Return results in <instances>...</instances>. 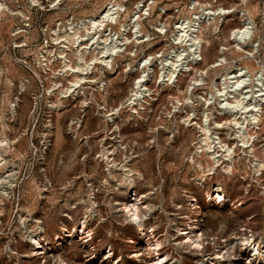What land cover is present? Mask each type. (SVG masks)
Returning a JSON list of instances; mask_svg holds the SVG:
<instances>
[{
    "label": "rangeland",
    "instance_id": "374dc122",
    "mask_svg": "<svg viewBox=\"0 0 264 264\" xmlns=\"http://www.w3.org/2000/svg\"><path fill=\"white\" fill-rule=\"evenodd\" d=\"M135 1L123 2L128 9L124 15L125 21L129 20L127 13L129 10L132 11ZM192 1L153 0L150 8L152 12L147 13L149 11L147 7L141 19L143 31L149 34L143 40L140 37L139 41L134 42L143 41L138 47L140 56L152 55L153 61L158 59V62L163 57L161 54L168 53L174 46L172 32L179 17H185L188 21L197 10L200 11L206 5L224 7L230 12L217 16L211 22L207 21L201 28L205 42L200 68L205 70L211 67L205 75L207 88L205 89L211 90L213 81L219 74L226 72L235 59H245L250 55L248 50L234 52L231 35L232 29L241 25L236 11L233 12V7L243 8V5H240L242 0H198L193 4ZM102 2L103 0L89 3L83 8L82 14L97 12ZM196 5L198 9L194 8ZM248 5L251 10L253 5L257 6L254 16L258 25L256 36L264 38V0H249ZM162 9L167 12H163ZM159 23L165 24L166 33L156 28ZM219 55L227 56L228 61L215 70L212 65ZM259 55L264 59V45L261 46ZM158 68L159 66L155 68L152 89L157 88L155 80ZM193 75H188L181 81L182 89ZM23 78H28L35 85L34 78L17 65L14 66L12 61L9 59L0 61L2 102L0 118L6 117L8 122L4 127L0 119V136L8 135L14 140L11 148L1 150L6 162L10 160L17 166L15 168L13 165L3 163L6 167L0 168V173L4 171L2 174L5 175L9 174L7 173L9 169L15 172L12 175L13 186L6 189L10 194L7 193L8 195L0 199V264H148L150 250H147V241L118 211L119 202L126 200L125 189L110 178L109 184H103L108 178L105 171L106 162L98 157L102 147L93 133L97 130L102 133L106 129L98 123H93L91 119L81 128L82 139H75L69 131L68 124L69 118L78 111L57 112L58 115L54 114L53 120L48 119L54 125L50 136L52 142L45 154V161H42V157L35 151L45 132L43 121L46 119V113L34 128L30 114V93L22 96L17 113L15 109L14 121H9L8 115L11 114L9 100L18 94L17 90H21ZM24 83L25 89L27 88L25 80ZM157 83L159 94L166 88L173 87L163 86L162 83L160 86L159 81ZM218 84L221 85L220 82ZM131 86L132 78L125 82L120 77L115 79L104 100L107 107L121 104L129 96ZM175 92L173 89L164 91L154 106V112L147 113L150 109L148 107L140 111L141 118L137 114H132L128 107H125L124 112L123 146H126V149L121 150L117 159L119 160L123 153L129 154L137 141L136 150L142 153H139L141 157L137 158L133 165L143 170L146 179H137L135 186L142 194L143 201L152 204L153 207L152 213L148 215L149 219L146 220L151 242L157 239L162 241L164 248L161 253L169 255L174 260L180 259L181 264H201L204 258L215 257L216 252L220 255L225 252V256L219 260L221 264H248L249 248L242 244L241 237L253 233L257 240L264 238V172L257 181L258 175L254 174L250 162L242 158L237 178L233 176L229 178L218 170L211 175L213 177L206 180L205 189L201 187L196 181V169L187 160L193 154L192 140L196 138L197 133L191 130L180 131L176 133L173 143L167 141L168 136L176 128L165 115L168 109L167 99ZM219 119L226 120L223 116H219ZM165 123L170 132L166 131V126L162 128ZM222 130L223 137L228 142H237L236 139L229 138V129ZM154 131L158 133L155 134ZM257 131L260 139L264 140V124ZM85 136L87 138H84ZM261 145L262 142H256L260 156L264 153ZM236 150L240 151L237 147ZM117 176L120 179L121 175ZM218 181L232 197L231 204L209 203L205 199L206 190H211ZM90 183L95 187V200L99 205L98 211L95 212L99 216L91 219L89 223L94 232L93 237L88 240L81 239L77 233H74L73 237H68L69 231L74 232L79 227L81 217L87 214L86 207L90 204L88 201ZM45 186L48 188L47 191H43ZM192 196L197 198L198 205L201 206L197 208L189 206V198ZM84 200L87 202L84 203ZM23 219L25 223L22 222ZM36 220L42 222V232H45L47 240H43L44 247L40 248L41 253L30 257L34 252L28 235L35 229ZM192 220L203 233L204 254L192 253L185 248L186 246L175 245L186 239L184 235L177 234L176 227H185L186 224L193 222ZM109 246L112 248V254L104 258L103 253ZM150 253L151 256L157 257L152 250Z\"/></svg>",
    "mask_w": 264,
    "mask_h": 264
},
{
    "label": "bare ground",
    "instance_id": "6f19581e",
    "mask_svg": "<svg viewBox=\"0 0 264 264\" xmlns=\"http://www.w3.org/2000/svg\"><path fill=\"white\" fill-rule=\"evenodd\" d=\"M104 0L101 7L95 13H89L84 16V21L82 25L85 27L86 32L83 33V37L89 40V34L91 32L90 27L95 28L97 26L101 27L105 24V20L108 15L113 16L114 9L107 8L108 5L125 6V11L128 10L123 2L125 0ZM198 0H193V3ZM118 2V3H117ZM145 0H136L133 2L132 11L129 10L127 13V19L124 23V31L126 33V44L137 40L139 38L143 40L145 36L149 33H145L142 28V15L145 10ZM156 3V2H155ZM249 0H242L239 6L233 7V12L236 11L237 16L240 19L241 25L235 27L231 31L233 37V48L234 52L248 50L249 56L247 58H237L232 65L228 67L226 72L219 74L213 84L210 86V91H204L202 95L203 100V111L200 115V121H195L193 126L189 127L191 131L197 133L196 138L193 139L194 150L191 157L187 160L196 169V181L201 187H206L205 182L208 178L213 177L211 175L215 174L218 170L225 173L229 178H237L240 173L239 163L241 159H247L250 162V167L253 168L254 174L259 177L264 172V153L260 156L258 153V148L256 147V142H262V148L264 150V140L260 139L257 130L260 127V121L264 119V59L258 60V54L260 52L261 46L264 45V38L257 37L258 25L254 20V16L257 10V6L253 5V10L250 9ZM156 6V5H155ZM154 6V7H155ZM147 8V7H146ZM93 12V11H92ZM152 11H148L150 13ZM224 7H212L205 6L200 11L194 13V16L187 21L185 17H179L175 22V30L172 32V39L177 46L171 48L167 56L164 59H160L161 64L156 82L159 81L163 86L179 87L181 77H187V75H193L190 77L189 83L187 84V90L194 85L202 83L205 85L206 77L209 69H201L202 64V50L203 43L205 42L202 34L201 28L204 23L211 22L217 16L229 13ZM87 13V12H86ZM158 30L166 32V27L164 23H159L156 25ZM129 31L134 34L133 40L127 35ZM143 42V41H142ZM180 43V44H177ZM82 49L78 50V58L85 63H77L71 60L65 61L64 68L62 72L65 75L70 76L68 80L70 86L68 88H73L78 82L84 80L85 75L81 72L84 71L86 65L89 63L88 59H85L86 52L91 50L92 45L83 44ZM86 51V52H84ZM131 53V51H128ZM100 56L92 55L91 59H100ZM201 58L197 61L195 58ZM154 59V58H153ZM193 59V64H189L187 61ZM158 60V59H157ZM157 60L152 61V55L140 58L133 64L127 61L128 66L131 68V72L134 70H139L140 74L138 77H134L130 94L126 99L125 107L129 108V111L133 113H139V110H144V104L154 101L156 99L155 95H152V89L149 84L153 79V74L155 73V67L158 65ZM180 60H184L183 67L179 66ZM227 56L219 55L213 62L212 68L217 70L218 68L227 64ZM167 63V67L165 66ZM219 78V79H218ZM10 82L9 78H7ZM21 90L24 89V80H21ZM177 81V83H175ZM13 82V80H12ZM221 83V85L218 84ZM13 84V83H12ZM11 84V85H12ZM169 88V87H168ZM159 95V91H156V96ZM16 101L14 99L9 100V108L11 114H15ZM209 106L216 107L217 114L225 117V122L214 121V125L219 128L227 126L230 130V138H234L237 142L228 143L222 136L221 132L212 127L209 123L210 118L213 114L209 113ZM124 105L117 108H111L110 111H104V114H119L122 111ZM61 110L57 111L60 113ZM9 116V115H8ZM2 125L5 127L8 125L6 117H1ZM186 120L180 116L178 121L175 123L176 128L173 129L171 134L168 136L167 141L171 144L174 142L176 133H180L182 126H184ZM52 124V121H49ZM227 128V129H228ZM215 129V130H213ZM253 130V132H251ZM60 138V136H59ZM14 144L8 135L0 136V167L4 166L3 163H7L6 157L3 154L7 147L11 148ZM239 148V152L236 150ZM118 151V146H116ZM124 150V149H123ZM8 151V150H7ZM109 152H115L114 150L103 149L99 157L106 159V173L107 177L104 181V185L109 184V178L117 181L119 186H122L126 191L125 202H119L120 208L118 209L126 219V222L130 225H134L135 229L143 235L144 240L147 241V245L150 251L156 253L157 257L151 256L150 251L149 258L147 260L148 264H181L180 259L174 260L170 258L169 255L161 253L164 248L163 242L157 239L155 242H151V237L146 227V220L148 215L152 213V204H146L143 201V196L139 190L136 189L135 182L137 179L145 180L146 176L143 170L135 167L133 163L137 161V158L141 157L139 155H124L122 156V161L117 162L115 159L109 158ZM125 154V153H123ZM253 158V160H251ZM10 162V160H9ZM9 174H0V199L4 195L10 194L6 190V184L9 187L13 186L12 175L15 173L13 169L7 170ZM118 174L121 175L120 179ZM88 201L90 204L86 207L87 214L82 216L79 221V227L73 229L74 232L69 231L68 237H73L74 233H77L81 239H91L93 237V230L89 227L91 219L95 218L98 213V203L95 200L96 190L95 187L90 183L88 184ZM41 190V189H40ZM48 188L43 187V191H47ZM139 191V192H138ZM8 193V194H7ZM205 199L209 203H232V197L226 192L223 184L221 182H216L211 190H206ZM145 195V194H144ZM125 196V195H124ZM4 199V198H3ZM124 201V200H123ZM87 201L84 200V203ZM189 206L192 208H197L198 200L196 197L192 196L189 198ZM143 210L146 212H143ZM99 216V215H98ZM23 218V217H22ZM21 218V219H22ZM149 219V218H148ZM189 219V218H188ZM193 221V220H192ZM25 223L24 219L22 221ZM189 222V221H188ZM42 222L36 220V227L28 235V241L33 247V252L30 257L40 254V248H43V240H47L45 237V232H42ZM75 228V227H74ZM149 228V227H148ZM151 230V229H150ZM177 234L184 235L186 238L180 244L175 245L186 246L189 250L194 252H201L205 248V241L203 238V233L198 229V224L190 222L185 225V227H176ZM67 231V232H68ZM23 238V237H22ZM153 238V237H152ZM85 241V240H84ZM241 242L246 248H249V263L248 264H264V238L257 240L253 233L249 236L245 234L241 237ZM50 243V242H48ZM188 250V252H189ZM215 253V257H208L202 260L201 264H221V258L225 255ZM112 248L108 247L103 255L104 258L111 256ZM142 254V253H141ZM141 259V258H140Z\"/></svg>",
    "mask_w": 264,
    "mask_h": 264
},
{
    "label": "built area",
    "instance_id": "2783aa9c",
    "mask_svg": "<svg viewBox=\"0 0 264 264\" xmlns=\"http://www.w3.org/2000/svg\"><path fill=\"white\" fill-rule=\"evenodd\" d=\"M96 1L102 0H0V61L9 59L13 62L14 66L17 65L25 72H28L35 81V85H33L28 78H23L27 83V88L17 90L16 93L18 94L12 98L17 104L14 109H16L17 113V107L22 96L25 93H30V114L32 115L34 128L46 113V119L44 118L43 121L45 132L43 133L40 145L35 151L36 154L42 157V161H45V154L52 142L50 136L54 125L53 122L52 124L49 123L48 119L53 120L54 114H57L59 110L63 112L78 111L76 115H72L69 118L68 124L69 131L75 139H82L81 128L86 121L92 119L93 123L102 125L106 131L100 133L97 130L93 134L98 138L102 150L109 149L115 151L109 152V158L120 162L124 155H139V153H142L136 150L138 145L136 141L129 154H123L119 160L117 159L121 150L126 149V146H123V125L125 104L128 96L116 107H107V102L104 100L107 98L108 91L114 84L115 79L120 77L125 82L132 78L133 82L134 77L139 76L140 71L133 70L131 72V67L128 66L127 61H130L133 66L138 59L145 57L146 54L142 56L138 54V47L142 42L135 43L133 41L128 45L126 44L124 23L127 20L125 21L124 15L127 10L125 11V6L122 7L119 4H115V7L113 5L107 6V8L114 9L113 16L108 15L105 17V24L101 27L92 28L91 26L89 40L82 36L86 32L82 22L84 21V16L88 14H82V10L89 3ZM118 1L121 2V0ZM114 2L115 0L112 1V3ZM152 2L153 0H145V9L148 7L147 9L150 10ZM194 8H197V5ZM163 12L166 13L167 10H163ZM159 31L162 32L161 30ZM166 32L163 31V33ZM127 35L133 40L134 34L132 35V31H129ZM87 43L88 45H92V47L89 52L84 51L86 52L85 59H88L89 62L84 71L81 72L85 75V79L76 83L73 88H68L70 86L68 80L71 77L62 72L65 61L71 60L73 62L77 61V63H85V61H81L78 58V50L84 48L83 44ZM172 43L173 47L177 46L173 40ZM128 51H131V53ZM97 54L100 56V59L92 60V55ZM167 54H161L163 56L161 59H164ZM147 57L149 58V56ZM153 58L152 56V61ZM195 59L197 61L201 60L199 57ZM260 59V55L258 54V60ZM159 61L157 62V66L160 68L161 64ZM187 62L192 65L193 59ZM178 65L183 67L184 60H180ZM165 66L167 67V63H165ZM155 73L152 78H154ZM185 77L180 78L179 87L166 88L158 96H156L158 83L155 80L157 88L152 89V79L149 86L152 89V95H155L156 99L143 105L145 107L144 110L150 107L149 110L147 109V113L154 112V106L157 105L164 91L171 89L176 91L167 99L168 109L165 115L168 121L174 123V126L180 116L186 120L181 132L190 131L189 127L193 126L195 121H200V115L204 107L201 96L204 95V91H210L206 90V85L202 83L194 85L188 90L186 84L182 89L181 81ZM0 104H2L1 100ZM121 105H124V108L119 114H104L105 110L117 108ZM144 110H139L140 114H133H137L141 118L140 111ZM208 111L210 114H213L209 123L220 131L222 138L228 142L223 137L224 132L222 130L228 127L219 128L214 125L215 120L218 122H225V120H218V117L221 115L217 114L216 107L209 106ZM14 117L15 115L10 114L9 121H12ZM263 124L264 119L260 121V126ZM164 126H166V123L162 128ZM166 131L170 132V130H167V126ZM154 132L155 134L158 133L157 131ZM84 138H87V136ZM116 146H118V151ZM99 158L106 161L102 157ZM9 164L15 166V168L17 167L14 163L8 162L7 165ZM5 187L8 189L9 184H6Z\"/></svg>",
    "mask_w": 264,
    "mask_h": 264
},
{
    "label": "crops",
    "instance_id": "0c3cea01",
    "mask_svg": "<svg viewBox=\"0 0 264 264\" xmlns=\"http://www.w3.org/2000/svg\"><path fill=\"white\" fill-rule=\"evenodd\" d=\"M59 118V117H58Z\"/></svg>",
    "mask_w": 264,
    "mask_h": 264
}]
</instances>
